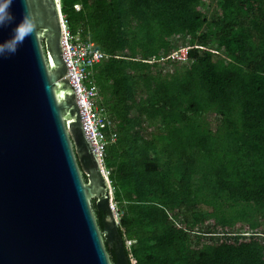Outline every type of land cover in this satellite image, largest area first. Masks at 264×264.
<instances>
[{
	"label": "trees",
	"instance_id": "trees-1",
	"mask_svg": "<svg viewBox=\"0 0 264 264\" xmlns=\"http://www.w3.org/2000/svg\"><path fill=\"white\" fill-rule=\"evenodd\" d=\"M60 4L109 56L94 82L116 120L104 163L128 264H264V0ZM181 47L186 64H160Z\"/></svg>",
	"mask_w": 264,
	"mask_h": 264
},
{
	"label": "water",
	"instance_id": "water-1",
	"mask_svg": "<svg viewBox=\"0 0 264 264\" xmlns=\"http://www.w3.org/2000/svg\"><path fill=\"white\" fill-rule=\"evenodd\" d=\"M26 10L30 35L0 56V264H112L104 240L118 243L115 264H128L113 188L66 63L60 0H13L15 21L0 28V42Z\"/></svg>",
	"mask_w": 264,
	"mask_h": 264
},
{
	"label": "built area",
	"instance_id": "built-area-1",
	"mask_svg": "<svg viewBox=\"0 0 264 264\" xmlns=\"http://www.w3.org/2000/svg\"><path fill=\"white\" fill-rule=\"evenodd\" d=\"M65 27V52L66 63L72 72V83L77 90V99L84 108V114L88 129L91 133L93 146H96L101 164L106 158V151L109 146L117 143L118 134L116 132V120L107 109L99 104V89L94 82L95 68L109 59V56L97 48L96 44L85 41L80 34L72 35L64 20ZM189 48L181 47L162 59L165 61L179 62L186 64L188 60ZM108 176L109 172L105 171ZM118 216V214H117Z\"/></svg>",
	"mask_w": 264,
	"mask_h": 264
},
{
	"label": "clouds",
	"instance_id": "clouds-1",
	"mask_svg": "<svg viewBox=\"0 0 264 264\" xmlns=\"http://www.w3.org/2000/svg\"><path fill=\"white\" fill-rule=\"evenodd\" d=\"M26 2L27 0H25V3ZM12 5H13V0H0V28H6L15 21V15L12 11ZM28 20L29 18H28V13L26 10L21 21L18 24H16V26L13 28L11 36L8 39L4 40L3 42H0V56L15 53V51L17 50V47L21 43H23L24 39L28 35H30L31 26ZM102 166H103L104 175H105V171L106 172H109V171L106 169L105 163ZM109 176H110V172H109V175L108 176L105 175V177H107L109 181L111 182ZM111 185H112V182H111ZM114 202L115 201H114V195H113L112 205L114 206V209H115ZM116 214H118L117 217L120 220V216L117 211H116ZM130 245L131 243L127 242L126 246L130 247ZM132 264H135V262L132 261Z\"/></svg>",
	"mask_w": 264,
	"mask_h": 264
},
{
	"label": "rangeland",
	"instance_id": "rangeland-1",
	"mask_svg": "<svg viewBox=\"0 0 264 264\" xmlns=\"http://www.w3.org/2000/svg\"><path fill=\"white\" fill-rule=\"evenodd\" d=\"M206 11L209 13V15H210V19L212 20V19H214V18H216V17H218L217 16V10L215 9L216 7L215 6H213V5H209V1H207L206 3ZM80 6H76V10L77 11H79L80 10ZM214 17V18H213ZM162 67H163V65H161ZM202 120H203V123H205V125L206 126H208V128H210V129H212V130H216V129H218L219 127H220V122H219V120L217 119V118H215L214 117V115H210V114H208V115H206V116H204L203 118H202ZM156 125V127L157 126H160V124L159 123H156L155 124ZM158 132H161L160 130H156L155 131V133H158ZM114 205H115V209H116V211L117 212H119V208H118V206H117V204L114 202ZM205 209H208L207 207H204ZM205 209H202L203 211H206Z\"/></svg>",
	"mask_w": 264,
	"mask_h": 264
},
{
	"label": "flooded vegetation",
	"instance_id": "flooded-vegetation-1",
	"mask_svg": "<svg viewBox=\"0 0 264 264\" xmlns=\"http://www.w3.org/2000/svg\"><path fill=\"white\" fill-rule=\"evenodd\" d=\"M83 155L85 154V156L87 155V154H89V153H87V152H84L83 151V153H82ZM87 160V162L89 163V165H88V167L86 166V169L85 170H87L89 173H94L95 171H94V167H93V159H92V157H89L88 159H86ZM102 218H103V216H102ZM109 248V247H108ZM110 249V248H109ZM119 250V246H118V243L117 242H115L114 243V248L113 249H110V251H111V253H112V255L114 254V252L115 251H118Z\"/></svg>",
	"mask_w": 264,
	"mask_h": 264
}]
</instances>
